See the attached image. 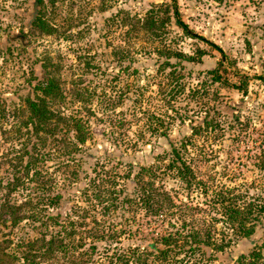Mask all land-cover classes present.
Listing matches in <instances>:
<instances>
[{
	"label": "rangeland",
	"instance_id": "rangeland-1",
	"mask_svg": "<svg viewBox=\"0 0 264 264\" xmlns=\"http://www.w3.org/2000/svg\"><path fill=\"white\" fill-rule=\"evenodd\" d=\"M30 1L0 0V182L17 174L22 183L11 198L30 201L33 207L25 213L40 216L39 221L30 216L16 225H0L1 231H8L3 235L6 249L17 257L12 264H123L118 255L132 259L131 254L139 252L146 253L147 264H264V249L256 258L249 252L252 241L264 243V210L256 213L255 231L244 236L223 221L217 201L219 194L240 192L243 199L264 204V167L258 166L264 148V0H45L51 33L27 27ZM173 1L194 36L173 21ZM151 7L169 15L162 24V40L149 38L141 29L124 32L119 18L123 10L142 17ZM20 30L25 32L21 41L15 38ZM160 47L192 56L180 60L184 87L172 99L167 91L170 67L157 69L154 50ZM214 66L229 81L245 80L246 91L221 82L208 84L203 96L188 91V85L209 77L205 70ZM50 75L62 90L52 108L81 117L89 127V138L77 147L79 160L73 158L75 143L64 123L59 122L53 134L40 132V143L31 126L22 122L28 79L32 83L35 77ZM232 103L234 110L228 109ZM203 115L218 126L192 133L189 126ZM163 129L165 134H158ZM181 139L185 150L179 154L194 173L189 183L163 167L169 142ZM33 142L36 150L27 172L24 151ZM140 165H157L152 179L174 202L157 217L123 200L134 185L129 177ZM74 169L79 175H71ZM126 171L128 177L123 176ZM92 179L119 191L116 206L109 200L96 202L90 192ZM3 192L0 187V196ZM56 192L61 194L59 202L48 204ZM57 210L58 223L45 217ZM182 222L185 232L193 227L203 241L208 231L209 242H191L187 236L191 249L185 244L178 253L173 248L162 255L144 246H154L170 223L177 227ZM69 227L74 232L66 235ZM57 229L65 245L52 256L31 255L32 249L23 244L40 237L41 231ZM24 251L30 254L22 259Z\"/></svg>",
	"mask_w": 264,
	"mask_h": 264
},
{
	"label": "trees",
	"instance_id": "trees-1",
	"mask_svg": "<svg viewBox=\"0 0 264 264\" xmlns=\"http://www.w3.org/2000/svg\"><path fill=\"white\" fill-rule=\"evenodd\" d=\"M54 1L55 0H48V3L53 4ZM30 5L31 11L29 13L30 17L27 21V27L37 29L40 32L45 33L53 32V26L50 25L45 18V5H47L45 0H31ZM167 8L168 6L164 4L162 9L163 12H167ZM171 11L173 21L180 25L182 31L188 35L194 36L195 33L192 32L181 20L175 1L172 3ZM122 13L123 16H120L119 18L120 24L122 26H126L124 29L125 33H128L131 30L141 29L148 33L147 35L149 38L162 40L164 35L162 24L169 18L168 13L167 15L160 14V9L155 7L147 9L142 17L130 15L126 10H123ZM23 37H25V32L22 30L15 34V38L20 41L23 39ZM154 52L157 54V60L159 61L157 64L158 70H163L166 65L170 67V69L167 71V76L170 77L171 86L167 89V91L170 92V98L172 99L178 92L182 91L184 87L182 80L183 73L179 72L180 60L183 58L192 59V56L182 53L181 51H171L165 47L156 48ZM169 57H173L174 60L169 61ZM223 62L224 58L222 56L218 63L221 65ZM205 71L209 73V77H203L199 80V82L196 81L194 84L187 86L188 91H193L192 93H194L196 96L205 95V91L207 89L206 87L211 82L229 84L231 87L241 90L243 93L246 91V86H244L245 80L240 79L238 83H235L231 80L229 81L226 77L221 76L219 73V67L217 66L208 68ZM241 77H246V75L241 74ZM26 89L28 93L23 97L27 109V115L22 120L24 125L31 126V133L38 137L37 140L40 141V143H43L44 138L40 137V132L47 131L50 134H53L60 126L59 122L64 123L67 126V129L72 132L73 141L75 143L74 148H76V155L73 156V158L76 157L77 160H79L82 155L81 152L78 151L77 147H79L80 144L84 143L89 138V127L85 120L81 117L74 115H63L52 108V103L62 97V90L57 80L51 75L43 78L35 77L32 83L31 79H28ZM200 91H202L201 94ZM235 104L236 103L229 104L228 109L234 110ZM218 124L219 123L213 118L203 115L195 124H192L189 127L192 133H197L201 128L206 129L209 127L212 129L217 127ZM158 134L164 135V129L159 131ZM184 142L186 141L182 139L177 142V144L169 142L170 148L167 152L169 156L167 157V163L163 164V167L165 171L166 169L168 171H174L178 179L189 183L190 178L194 176L193 170L183 158V156L179 154L181 148L185 150ZM35 144L36 142H33L30 145V150L24 151V153L27 154V157L29 158L26 161L27 169L25 168V171L27 172L29 171L28 164L30 157L33 154L32 152H35L36 150ZM259 157L260 161L258 166L264 167V148L261 150ZM156 166L157 165L152 167L151 165H140L135 173L137 182L135 181V176H133V178L129 177V180L134 182V185H132V189L130 190L129 194L123 196V200L125 202H135L145 214H150L154 217H157V215H160L162 212H164V209L168 210L172 205H174L169 193L163 189L162 186L155 184L154 180L152 179V176L154 175V168ZM129 174V171H126L123 176L128 177ZM71 175H79L78 169L71 170ZM144 176H147V179H144ZM21 183L22 181L17 174H13L11 179L8 178L5 183L0 182V187L4 189L3 195L0 196V225L7 223L11 226L16 225L22 218L30 216L33 221L40 220V216L37 214L33 216L32 211L25 213V210L31 209L33 207V204L30 203V201L26 200L17 202L11 198V192ZM90 183V192L96 202L100 203L109 200L110 205L116 206V196H118L119 191H116L113 188H106L103 184V181L95 182L94 179H92ZM87 189L88 187H86V190ZM102 192H105L107 197H104ZM229 194L230 195L228 197H224V194H219L220 198L216 197L217 201L221 204L222 213L225 215L223 221L230 224L231 226H235L242 235L249 236L256 229L258 218L257 214L264 210V204H257V202L250 199L245 200L243 199V195L240 192H229ZM60 195L61 194L59 192L51 194V196L48 198V204H57L60 200ZM61 204L64 205L65 201H62ZM25 205L26 207H24ZM3 216L7 217L4 218ZM57 216H59V210L54 211V213L45 214V217L47 219H51L53 223H58ZM68 223L71 224V222ZM184 224L185 223L182 222L180 226L175 227L173 223H170L171 227L156 237V242H159V244L162 246L158 247L156 242H154V246L153 243H149L148 245L144 246L152 247L153 250H157V252L162 255L168 253V251H171L173 248L174 253L180 252L183 249V246L187 244V236L190 237L191 242H209L210 235L208 231H205L206 239L203 241V239L199 237L200 234L197 232V229L192 227L189 231L185 232L183 230ZM59 230L61 229H57L54 232L48 233L46 231H41L42 235L40 237L27 239L23 244L32 249L31 255H37L38 257L44 258L52 256L54 251L64 249L65 241L63 236L59 235ZM73 232L74 229L69 227L65 231V234L70 235ZM7 233L8 231L3 232L0 230V264H12L17 258L15 253L6 249L7 244L4 242L7 241V237L3 235H6ZM107 235L108 237L114 236L113 233H108ZM97 237L99 238L100 235L98 234ZM178 240H182V243H177ZM252 243L253 248L249 251L250 256L252 255V257L254 256V258H256L260 254L259 250L264 249V243H257L255 241H252ZM187 247L191 249V243L187 244ZM153 250H149V252H152ZM29 254V251H24L19 256L20 258L25 259L29 256ZM239 256L244 257L245 255L241 254ZM117 257L122 259L123 264H126L129 260H133L132 264H147V255L145 252H139L135 257H133V254H131L132 259L129 258V255H118ZM175 259L176 258H174L173 261L178 262V260Z\"/></svg>",
	"mask_w": 264,
	"mask_h": 264
},
{
	"label": "water",
	"instance_id": "water-1",
	"mask_svg": "<svg viewBox=\"0 0 264 264\" xmlns=\"http://www.w3.org/2000/svg\"><path fill=\"white\" fill-rule=\"evenodd\" d=\"M64 202V201H63Z\"/></svg>",
	"mask_w": 264,
	"mask_h": 264
}]
</instances>
